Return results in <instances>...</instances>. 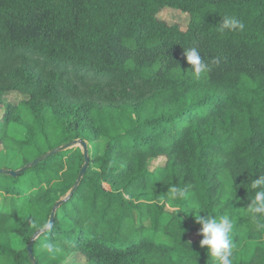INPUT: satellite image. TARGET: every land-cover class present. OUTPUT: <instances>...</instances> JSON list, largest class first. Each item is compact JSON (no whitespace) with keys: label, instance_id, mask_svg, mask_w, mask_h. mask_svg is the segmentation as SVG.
<instances>
[{"label":"trees","instance_id":"obj_1","mask_svg":"<svg viewBox=\"0 0 264 264\" xmlns=\"http://www.w3.org/2000/svg\"><path fill=\"white\" fill-rule=\"evenodd\" d=\"M166 8L188 15L184 30L158 18ZM225 16L244 30L222 32ZM191 47L207 65L199 79ZM77 140L89 166L50 230L81 150L0 174V264H32L38 231L37 264H214L198 212L234 218L233 264H264L248 215L264 175V0H0V146L22 168Z\"/></svg>","mask_w":264,"mask_h":264},{"label":"clouds","instance_id":"obj_2","mask_svg":"<svg viewBox=\"0 0 264 264\" xmlns=\"http://www.w3.org/2000/svg\"><path fill=\"white\" fill-rule=\"evenodd\" d=\"M244 23L234 16H225L220 23V30L229 32L243 31ZM183 55L187 63L191 66L196 79L207 71V65L201 58L200 51L196 47L184 48ZM254 192L251 205L248 208V215L252 219L255 228L258 231H264V175L253 179L250 185ZM185 190L172 186L169 192V198L173 201L182 199ZM196 223L200 225L198 234L203 238L199 241V246L205 248L208 255L213 259L214 264H233L234 243L231 236L235 220L230 215H221L218 218L214 216L199 215V212L193 216ZM43 227L51 229L52 224H46ZM41 250L48 254H55L58 248L50 241H44Z\"/></svg>","mask_w":264,"mask_h":264},{"label":"rangeland","instance_id":"obj_3","mask_svg":"<svg viewBox=\"0 0 264 264\" xmlns=\"http://www.w3.org/2000/svg\"><path fill=\"white\" fill-rule=\"evenodd\" d=\"M158 18L162 21H165L169 25L176 24L183 30L186 28L189 22L188 15L180 13L173 9H169V8H166L161 13H159ZM15 99H16V95L13 93L7 95L6 97V100L12 103H15ZM8 132L10 135H13L18 138L23 136V130L15 125H10ZM103 146H104V143L103 145H101L100 143L97 145L95 144L92 145L90 149L92 151L93 156H96L97 154L102 153ZM75 148H79V146ZM10 156H12L11 153L9 151L7 152L3 150L2 147L0 146V169L11 170V171H17L21 169L20 165H18L16 161L11 162ZM159 164H160L159 160L154 161L151 164L150 169L154 170ZM3 198H4L3 195L0 196V202L2 201ZM146 225L148 226V223H146ZM159 239L163 241L164 238L161 237ZM20 246L21 245L18 244V247ZM64 264H86V263L83 257L77 254V255H73L72 257H70Z\"/></svg>","mask_w":264,"mask_h":264},{"label":"water","instance_id":"obj_4","mask_svg":"<svg viewBox=\"0 0 264 264\" xmlns=\"http://www.w3.org/2000/svg\"><path fill=\"white\" fill-rule=\"evenodd\" d=\"M79 146L81 152H82V156H83V165L79 171V175L78 178L73 186V189L67 194V196L63 197L61 200H59L55 206L53 207V210L50 214V218H49V223L48 224H53L54 221V217L56 215L57 210L59 209V207L65 202L67 201L75 192L76 188L78 187V185L80 184L83 176L85 175V172L89 166V150H88V145L87 142L83 141V140H77L74 141L73 143H68V144H64L60 147L54 148L53 150L43 154L42 156L36 158L33 162H31L29 165H26L25 167H22L21 169L17 170V171H11V170H4V169H0V174H5V175H10V176H18L21 175L22 173H24V171L26 169H28L29 167H34L37 164H39L40 162L54 156L55 154H58L60 152H64L66 150L69 149H73L75 147ZM42 231H38L30 240L29 244L27 245L26 249L29 255V259L31 261L32 264H37L36 260L34 259L33 256V252H32V247H33V242L34 240L37 238V236L41 233Z\"/></svg>","mask_w":264,"mask_h":264}]
</instances>
